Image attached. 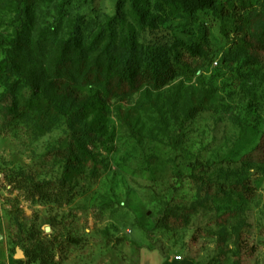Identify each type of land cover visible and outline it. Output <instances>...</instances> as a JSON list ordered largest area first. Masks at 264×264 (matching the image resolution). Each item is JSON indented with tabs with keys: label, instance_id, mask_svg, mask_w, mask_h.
I'll use <instances>...</instances> for the list:
<instances>
[{
	"label": "rangeland",
	"instance_id": "374dc122",
	"mask_svg": "<svg viewBox=\"0 0 264 264\" xmlns=\"http://www.w3.org/2000/svg\"><path fill=\"white\" fill-rule=\"evenodd\" d=\"M118 1L0 0V62L20 69L0 82V264L27 260L10 239H26L31 226L56 239L57 264H264V55L249 47L264 0H214L224 12L193 15L138 0L146 28L127 3L125 27L107 32ZM133 34L143 54L176 53L181 74L109 97L81 83L72 50L63 54L64 42L81 41L92 70L107 45ZM61 77L79 102L57 90ZM78 141L69 202L8 183L58 181L62 152Z\"/></svg>",
	"mask_w": 264,
	"mask_h": 264
},
{
	"label": "trees",
	"instance_id": "16d2710c",
	"mask_svg": "<svg viewBox=\"0 0 264 264\" xmlns=\"http://www.w3.org/2000/svg\"><path fill=\"white\" fill-rule=\"evenodd\" d=\"M162 6L169 7L174 12L181 14L193 15L198 11L209 9L215 11L218 9L214 0H159ZM247 0H238L239 7L244 8ZM138 0H119L116 4V11L113 19L108 20L104 29L107 32L112 31L114 28H124L125 22V6L130 4L131 14L134 19L137 20V24L141 28L145 27V21L141 14V6L137 4ZM220 12H224V9H218ZM246 10V9H245ZM252 10V9H251ZM253 12H256L252 10ZM256 30L254 31L249 47L251 54L256 60L261 59V55H264V11L262 13H255ZM114 29V30H115ZM130 32V31H129ZM112 39V36L109 35ZM65 52H71L75 54L76 63L78 64V78L81 79V83H98L100 84L104 92L109 97L120 96L125 97L133 95L142 88L158 90L164 87L169 81L177 77L183 71V67L180 66L179 57L175 53L173 56H168L162 51L160 54H156V50L150 49L143 54L138 48L136 38L130 35L127 36V40L124 41V45L118 46V48L107 45L103 58L96 60L92 66V70H87L86 65L88 62L87 52L81 41L77 39H71L63 43ZM17 48L20 49V53L28 55L29 49L25 41L18 42ZM171 51L176 49L174 42L171 43ZM186 50V53L193 54L197 52L192 47H186L182 49ZM185 52V51H184ZM9 58L0 62V82L2 78H9L14 76H20V69L16 62L8 60ZM65 67L68 63H71L69 59L65 60ZM71 78V75H68ZM29 80V84L33 86ZM68 80L61 77L58 79L57 90L62 95H69L73 101H80L79 91L77 87H70ZM30 85V86H31ZM34 87V86H33ZM13 85L9 86L11 92ZM35 91V89H33ZM33 98H37L36 94L31 93ZM33 100V99H32ZM78 142L74 143V148L67 149L62 152L61 157L64 159V171L61 178L58 181H45L34 182L26 184L19 178L9 179V184H15V188L21 190L29 198H38L46 201H57L60 197L59 204L62 202H69L67 197V176L71 170H74V165L78 163L79 159L76 156L73 149L78 150L76 146L80 148L79 153H83ZM73 146V145H71ZM169 223L168 215L163 217L158 223V226L166 227ZM52 226V225H51ZM28 237L24 240L10 239V244H15L21 249L25 250L26 261H17L15 264H57L53 249L55 248L56 239L50 238V236H42L40 230L31 226L27 233ZM29 242H33L32 246ZM150 251H158L161 255L162 251L152 249ZM163 259L164 256L162 255ZM165 264V262H163Z\"/></svg>",
	"mask_w": 264,
	"mask_h": 264
},
{
	"label": "water",
	"instance_id": "95a60500",
	"mask_svg": "<svg viewBox=\"0 0 264 264\" xmlns=\"http://www.w3.org/2000/svg\"><path fill=\"white\" fill-rule=\"evenodd\" d=\"M43 231L45 233H49L50 232V228L49 227H45L43 229ZM13 258H14V260H22L24 258L23 252L20 249L17 248L16 249V253H15Z\"/></svg>",
	"mask_w": 264,
	"mask_h": 264
}]
</instances>
